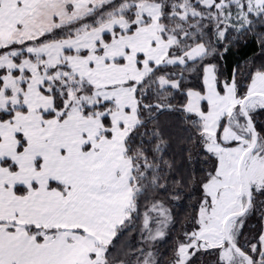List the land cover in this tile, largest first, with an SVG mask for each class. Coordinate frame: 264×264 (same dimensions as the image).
Listing matches in <instances>:
<instances>
[{
  "label": "snow or ice",
  "instance_id": "1",
  "mask_svg": "<svg viewBox=\"0 0 264 264\" xmlns=\"http://www.w3.org/2000/svg\"><path fill=\"white\" fill-rule=\"evenodd\" d=\"M0 264H264V0H0Z\"/></svg>",
  "mask_w": 264,
  "mask_h": 264
}]
</instances>
